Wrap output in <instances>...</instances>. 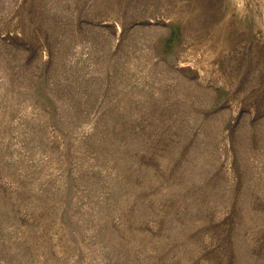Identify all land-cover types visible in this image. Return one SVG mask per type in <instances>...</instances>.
Returning a JSON list of instances; mask_svg holds the SVG:
<instances>
[{"label": "rangeland", "instance_id": "obj_1", "mask_svg": "<svg viewBox=\"0 0 264 264\" xmlns=\"http://www.w3.org/2000/svg\"><path fill=\"white\" fill-rule=\"evenodd\" d=\"M0 264H264V0H0Z\"/></svg>", "mask_w": 264, "mask_h": 264}]
</instances>
